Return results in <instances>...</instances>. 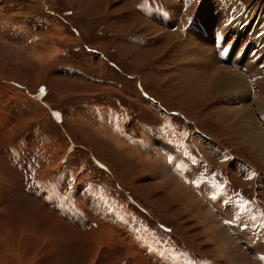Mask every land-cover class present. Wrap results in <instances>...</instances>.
<instances>
[{
	"label": "rangeland",
	"instance_id": "rangeland-1",
	"mask_svg": "<svg viewBox=\"0 0 264 264\" xmlns=\"http://www.w3.org/2000/svg\"><path fill=\"white\" fill-rule=\"evenodd\" d=\"M262 65L264 0H0V264H264Z\"/></svg>",
	"mask_w": 264,
	"mask_h": 264
},
{
	"label": "bare ground",
	"instance_id": "bare-ground-1",
	"mask_svg": "<svg viewBox=\"0 0 264 264\" xmlns=\"http://www.w3.org/2000/svg\"><path fill=\"white\" fill-rule=\"evenodd\" d=\"M203 5H205V3L203 4ZM209 11H211L210 9H208ZM205 11V10H204ZM221 11V12H220ZM220 11H218L219 12V14L220 13H222V11L224 12V9L223 8H221L220 9ZM203 15H204V13H203ZM202 18H203V16H199V18H198V20H199V23H198V26H193V28L191 29V31H190V34H189V36L190 37H194V34H195V32H196V30L198 31L199 29H202L203 28V26H201L200 24H201V21H202ZM220 20H221V18H219V24H216V25H212V26H214V32H216L215 34H216V36H217V33H222V32H225V30H226V26H225V24H224V22H221L220 23ZM245 25V24H244ZM208 26V25H207ZM204 27H206V26H204ZM206 29V28H205ZM240 29V28H239ZM242 31V30H241ZM213 32V33H214ZM199 33V35H201V33H200V31H198L197 32V34ZM218 37V36H217ZM229 39H230V37H229ZM197 43L199 44V42L197 41ZM202 43H204V42H202ZM201 43V44H202ZM193 44V43H192ZM248 43H247V41H246V45H247ZM188 45V44H187ZM194 45V44H193ZM207 45V44H206ZM205 45V46H206ZM223 45V44H222ZM186 46V45H185ZM197 46V45H196ZM201 46V45H200ZM204 46V45H203ZM188 49H189V51H186L185 52V55H187V58H189L191 61H192V63H187L186 64V67L187 68H184L183 69V72H185V77H186V80H188V82H190V85L192 86V87H190V89H191V91H193V92H197L196 90H198V89H203V92L202 93H206V91H204L205 90V87H204V84H205V81L203 80H201L200 78H201V72H199V70L201 69L202 71H203V61H204V59H200V55L199 56H197V54H198V52L194 49V50H191V49H193L191 46H186ZM246 47V46H245ZM243 48L244 47H242V50H243ZM241 51V50H240ZM202 57V56H201ZM238 57V56H237ZM242 57L244 58V54H242ZM238 58H241V57H238ZM247 62V61H246ZM250 62V61H249ZM246 63L244 66H243V76H242V78L240 79V76H239V72H238V70L236 71V72H238V73H236V72H234V71H231V70H229V69H226V68H220L219 70L218 69H215V71H214V73H210V80H209V78L207 79L208 81H213L212 82V84H213V88L214 89H216L217 91H219L220 93L222 92V91H224V90H229V89H232V90H235V89H238V90H240L241 91V89H243V88H245L248 84H249V82H246V80H248V79H250L249 78V76H251V75H249V74H251L250 72H251V69L252 68H249V65H250V63ZM213 64V63H212ZM210 65H211V63H210ZM217 65V64H216ZM261 67V66H260ZM259 67V68H260ZM219 68V67H218ZM199 69V70H198ZM209 69H212V68H209ZM208 70V69H207ZM207 73H209V70H208V72ZM203 76V75H202ZM245 76H247V77H245ZM205 77V76H204ZM200 79V80H199ZM245 80V81H244ZM207 82V81H206ZM185 83L187 84V81H185ZM251 83V82H250ZM188 85V84H187ZM200 87H203V88H200ZM227 88H229V89H227ZM189 89V90H190ZM246 89V88H245ZM248 90V89H247ZM258 90V89H257ZM243 91V90H242ZM238 93V92H237ZM241 93H243V92H241ZM254 94V93H253ZM194 95V94H193ZM255 95V97L253 96V102L251 101V105L249 104V107H251V106H253V104L257 101L258 102V105H260V107H259V110L260 111H262L263 110V108H262V105L264 104V97L261 95V93H260V91H257V93H255L254 94ZM233 96V95H232ZM230 98V97H229ZM228 98V99H229ZM227 99V100H228ZM235 99H239V100H237V102L239 101V102H244L245 100H244V98H241V97H239V98H235ZM234 99V101H236ZM236 102V103H237ZM226 103H228V102H226ZM243 106L245 105V104H242ZM242 106V108L241 109H243V110H248V107H247V105H245L244 107ZM225 109H229V108H224V107H222L221 109H220V111H219V114H223L224 116L225 115H227V116H229V114L226 112V110ZM231 109V108H230ZM241 111V110H240ZM239 114V113H238ZM222 115V116H223ZM239 116V115H238ZM239 117H242V118H245V119H248V120H250V118H252V116H249V115H246L245 113L244 114H241ZM98 118V117H97ZM228 121V120H227ZM252 121L250 120L248 123H251ZM248 136V135H247ZM249 137H250V140H251V142H250V145L251 146H253L254 147V145H258V144H263L264 143V139H263V137H262V135H261V133L259 132V131H257V132H252V131H250L249 132ZM263 150H264V147H263Z\"/></svg>",
	"mask_w": 264,
	"mask_h": 264
},
{
	"label": "snow or ice",
	"instance_id": "snow-or-ice-1",
	"mask_svg": "<svg viewBox=\"0 0 264 264\" xmlns=\"http://www.w3.org/2000/svg\"><path fill=\"white\" fill-rule=\"evenodd\" d=\"M262 67H264V65H262ZM43 91H44L43 88H41V92H43ZM56 115H58V114H56ZM170 162H171V159H170ZM255 175H256V173L253 170H249V174L245 175V179H252ZM185 182H190L197 188H200L201 184L205 183V181L202 178H194L191 181H189L186 178ZM221 191H223V188L221 189ZM236 195H240V194L236 193ZM210 198L215 201L218 199V195L213 194ZM223 203L232 204L233 201L231 199V196H229L228 199H224ZM250 203H251V201L244 199L242 197V203L238 206L239 211L234 212V216L236 217L237 220H241L242 214L248 210L246 206L249 205ZM261 216L264 217V212L261 213ZM253 219H255V217H253ZM232 222L233 221L227 220V219L224 221L225 224H231ZM241 223H243L242 220H241ZM244 226L247 227V225H244ZM261 226H264V219L261 220ZM260 259L264 260V256H261Z\"/></svg>",
	"mask_w": 264,
	"mask_h": 264
},
{
	"label": "crops",
	"instance_id": "crops-1",
	"mask_svg": "<svg viewBox=\"0 0 264 264\" xmlns=\"http://www.w3.org/2000/svg\"><path fill=\"white\" fill-rule=\"evenodd\" d=\"M41 88L44 89V85L38 87L39 91H41ZM56 114H58V113H56V112H51L52 119H53L56 123H60V122H61V117H60L59 114H58V115H56ZM64 115H65V114H64ZM62 117H63V115H62ZM65 121H66V119L63 118L61 124H64Z\"/></svg>",
	"mask_w": 264,
	"mask_h": 264
},
{
	"label": "trees",
	"instance_id": "trees-1",
	"mask_svg": "<svg viewBox=\"0 0 264 264\" xmlns=\"http://www.w3.org/2000/svg\"><path fill=\"white\" fill-rule=\"evenodd\" d=\"M54 112H58V110H54Z\"/></svg>",
	"mask_w": 264,
	"mask_h": 264
}]
</instances>
